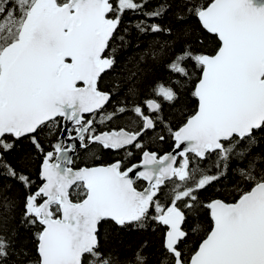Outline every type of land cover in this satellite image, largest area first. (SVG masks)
I'll return each mask as SVG.
<instances>
[{
	"label": "snow or ice",
	"instance_id": "snow-or-ice-1",
	"mask_svg": "<svg viewBox=\"0 0 264 264\" xmlns=\"http://www.w3.org/2000/svg\"><path fill=\"white\" fill-rule=\"evenodd\" d=\"M0 264H264V0H0Z\"/></svg>",
	"mask_w": 264,
	"mask_h": 264
}]
</instances>
